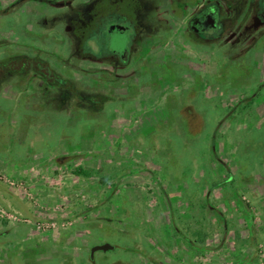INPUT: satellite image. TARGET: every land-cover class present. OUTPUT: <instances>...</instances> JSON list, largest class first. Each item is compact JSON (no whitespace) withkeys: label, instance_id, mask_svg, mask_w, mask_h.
<instances>
[{"label":"rangeland","instance_id":"1","mask_svg":"<svg viewBox=\"0 0 264 264\" xmlns=\"http://www.w3.org/2000/svg\"><path fill=\"white\" fill-rule=\"evenodd\" d=\"M93 1L0 0V57L38 54L81 93L108 96L88 108L39 76L0 79V264H264L255 0L206 51L150 32L124 62L80 50L68 20ZM144 1L143 23H157L160 0ZM103 241L114 247L91 260Z\"/></svg>","mask_w":264,"mask_h":264},{"label":"flooded vegetation","instance_id":"2","mask_svg":"<svg viewBox=\"0 0 264 264\" xmlns=\"http://www.w3.org/2000/svg\"><path fill=\"white\" fill-rule=\"evenodd\" d=\"M103 2H106L103 6H108L104 12L98 6ZM94 4L95 22H92L94 16L86 14L87 10L84 18L69 17L71 30L80 41L79 48L84 53L113 55L123 62L136 51L134 41L146 34L150 35V32L163 35L167 40L178 34L181 41H178L176 48L182 51L187 45L191 49L194 47L206 51L216 38L234 29L237 23L241 24L246 13L245 0H160L154 9L155 16L159 18L158 24H153L150 20L145 24L143 21H146L148 10L144 0H94L89 6V15ZM68 8L71 11L72 6L69 5ZM167 9L170 11L169 16L164 14ZM156 10H161L162 14H156ZM81 11L76 10L78 14ZM106 12L107 16L104 17L103 13ZM252 20L264 21V0H255ZM88 38L97 41L94 52L85 46ZM110 39L115 42L114 45V42L110 45ZM120 40L123 43L117 46ZM166 41L162 46L166 45ZM93 259L94 255L91 260Z\"/></svg>","mask_w":264,"mask_h":264},{"label":"trees","instance_id":"3","mask_svg":"<svg viewBox=\"0 0 264 264\" xmlns=\"http://www.w3.org/2000/svg\"><path fill=\"white\" fill-rule=\"evenodd\" d=\"M90 17L94 16L92 22H95L96 15H95V4L92 5V9L90 10ZM106 13H103V16H107ZM88 20V19H87ZM123 62V61H121ZM24 77L31 78L34 76L41 77L48 87H54L59 92V94L54 93L53 96L58 97L59 100H68V98L75 97L79 99L81 103L88 108H99V105L107 99V95L101 92L97 93H89V92H80L73 81L70 79L58 74L45 60H43L38 54L35 55H27L24 53H10L0 57V79L5 77ZM190 91L191 93L196 91V88L193 86ZM191 95H183L181 98V104L185 105L189 103ZM58 100V102H59ZM182 106V105H181ZM187 111L190 112L188 106H186ZM194 119V118H193ZM192 121V119H191ZM184 122L186 125L189 126L190 119L188 117H184ZM196 120H193V124H195ZM189 133H192L191 130ZM213 147V146H212ZM63 264H80L73 262V260H68L66 263ZM119 264H121L119 262ZM127 264V263H124Z\"/></svg>","mask_w":264,"mask_h":264},{"label":"water","instance_id":"4","mask_svg":"<svg viewBox=\"0 0 264 264\" xmlns=\"http://www.w3.org/2000/svg\"><path fill=\"white\" fill-rule=\"evenodd\" d=\"M112 39H110L111 41ZM65 157V156H63ZM114 246L113 243L109 242V241H103V242H100V243H94L90 246V249H89V253H90V257L92 258L93 255H94V252L96 250H107L108 248H112Z\"/></svg>","mask_w":264,"mask_h":264}]
</instances>
